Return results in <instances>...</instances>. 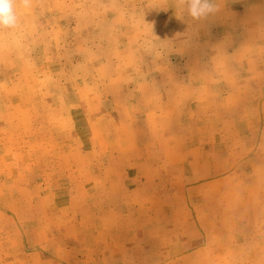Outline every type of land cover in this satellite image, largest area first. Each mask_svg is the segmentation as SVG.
<instances>
[{
  "label": "rangeland",
  "instance_id": "rangeland-1",
  "mask_svg": "<svg viewBox=\"0 0 264 264\" xmlns=\"http://www.w3.org/2000/svg\"><path fill=\"white\" fill-rule=\"evenodd\" d=\"M17 0L0 31V264H264V0Z\"/></svg>",
  "mask_w": 264,
  "mask_h": 264
},
{
  "label": "clouds",
  "instance_id": "clouds-1",
  "mask_svg": "<svg viewBox=\"0 0 264 264\" xmlns=\"http://www.w3.org/2000/svg\"><path fill=\"white\" fill-rule=\"evenodd\" d=\"M28 0H24L27 5ZM186 16L194 22L207 20L219 11L218 0H178ZM17 0H0V31L18 24Z\"/></svg>",
  "mask_w": 264,
  "mask_h": 264
}]
</instances>
